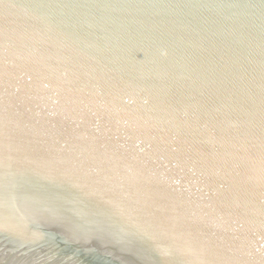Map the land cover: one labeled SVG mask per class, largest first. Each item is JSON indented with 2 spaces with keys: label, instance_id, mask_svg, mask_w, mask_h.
Returning <instances> with one entry per match:
<instances>
[{
  "label": "water",
  "instance_id": "obj_1",
  "mask_svg": "<svg viewBox=\"0 0 264 264\" xmlns=\"http://www.w3.org/2000/svg\"><path fill=\"white\" fill-rule=\"evenodd\" d=\"M0 264H264V0H0Z\"/></svg>",
  "mask_w": 264,
  "mask_h": 264
}]
</instances>
